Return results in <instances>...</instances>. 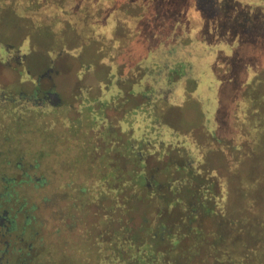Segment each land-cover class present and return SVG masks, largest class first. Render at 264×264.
<instances>
[{"label": "rangeland", "instance_id": "obj_1", "mask_svg": "<svg viewBox=\"0 0 264 264\" xmlns=\"http://www.w3.org/2000/svg\"><path fill=\"white\" fill-rule=\"evenodd\" d=\"M117 1L128 16L142 12L138 3ZM15 3L16 0H0V43L17 48L22 44L24 31L28 32V22L9 11ZM199 6L187 15L176 14L170 21L173 27L165 35L155 31L147 33L142 39L146 55L139 60L138 66L136 58L142 50L141 45L125 44L124 39H104V32L83 41L70 29L60 38L43 35L42 31L32 32L27 38L28 54L21 63L11 58L8 64L0 61V92L15 99V104L21 101V95L26 101L33 97L36 104L55 105L44 112L38 122H42V129L45 124L51 129V137L59 136L52 138L53 142L47 146L41 133L30 126L22 132L21 125L33 117V110L29 111L30 118L23 120L19 106L15 108L16 105L10 102L4 105L3 112L15 116L16 131L13 142L8 143L1 137L0 129V155L7 152L18 159L23 156L20 169L11 166L12 158L9 159L10 171L8 165L5 167L0 162V173L14 181L8 185L10 187H0V211L5 210L15 226L4 240L9 242L8 248L12 250L25 249L29 244L33 247L28 256L31 261L25 260L26 252L22 250L11 262L39 264L41 258L45 264L59 263L56 250L62 249L70 256L74 253L72 247H79L80 241L95 249L98 241H107L121 226L129 224L136 228L145 222L155 233L150 239L153 247L168 251L169 258L176 264H228L229 256L231 262L239 261L237 256L241 246L238 241L247 240L244 228L240 232L242 206L249 199L256 200L257 207L264 211L262 148L244 143L239 150L238 135L222 131L215 139L210 133L215 127L213 116L220 85L231 82L241 88L251 83L258 74L259 64L255 57L245 61L240 57L251 55L250 46L243 47L239 55L238 46L247 35L236 33H244L243 25L227 28V24L218 19L219 12L209 0H201ZM42 19L37 16V20ZM59 25L55 23L54 28L58 29ZM256 36V31L250 32V37ZM239 71H244V75L239 74L238 79ZM96 98L109 103L106 108L102 107L105 131L102 132L103 124L84 128L85 136L67 141L66 122H73L80 115L88 119L90 114L86 109L82 110L83 106L92 105L91 110L97 113L99 104L88 102V99ZM149 100L155 103V114L161 123L189 136L195 146L202 148L204 163L199 167L193 164L194 169L186 168L189 157L184 147L147 145L143 141L137 142L139 136L133 128L126 133L119 130L132 118L139 119L130 113ZM151 119L153 116L149 115L148 124ZM111 127L115 136L111 135ZM148 132L153 134L150 128ZM165 135L171 139L167 133ZM76 143L92 149L91 160L97 162L96 166L101 159L106 172L117 168L128 180L136 172L135 161L110 149L117 147L118 152L124 153L133 146L129 143L135 144L136 152L147 154L144 170L150 184L143 192L125 189L113 200H98L72 209V203L78 202L74 195L80 186L90 187L103 182L98 179L100 173L97 178H93L91 172L86 173L90 165L72 162ZM39 151L49 153L36 162L35 155ZM240 158L243 162L239 165ZM197 168L199 172L194 174L193 170ZM255 176L262 182L250 185L247 181ZM220 179L228 181L227 202L222 207L218 206L220 199L217 198ZM176 184L178 189L173 191ZM206 185L213 197L208 195L205 203L194 195ZM112 186L121 187V184ZM202 203L211 208L207 215L202 213ZM159 226L168 229L178 241L173 244L165 237L158 238ZM215 238L220 241L215 242ZM227 250L228 254L225 253ZM10 255L12 253L6 257L10 258Z\"/></svg>", "mask_w": 264, "mask_h": 264}, {"label": "trees", "instance_id": "obj_2", "mask_svg": "<svg viewBox=\"0 0 264 264\" xmlns=\"http://www.w3.org/2000/svg\"><path fill=\"white\" fill-rule=\"evenodd\" d=\"M200 1L201 0H131L133 4H140L139 7L142 9V12L136 16H128L122 10L117 0H16V6L12 7L9 11H11L16 18L18 17L28 22V32L26 30L24 31L25 34L22 44L17 48L9 44L0 43V61L3 62V64H8L11 58L15 60V62L16 59H18V63H21V60L28 54L29 48L27 38L32 32L42 31L43 35H56L60 38L63 32L70 29L76 31L77 35L83 41L95 36V33L100 34V32H104V39H124L123 43L125 44L133 42L135 45H141L142 50L136 58L137 64L139 60L146 55V50L142 43V39L145 38V35L151 31L162 32L163 35H165L170 28L173 27L170 21L176 14H181L180 16L189 14L194 9H197ZM209 2H211L219 12L218 19L220 22L226 23L227 28H235L238 24L243 25L244 33H236L239 36L247 35L238 46L239 55L244 49L243 47L250 46L252 49L251 55L240 57L242 60L244 59L243 61L255 57L257 64H259L258 74L251 83H246L241 88L235 87L231 82H223L220 85L218 90V103L213 116L215 127L210 134H212L214 138L215 135L222 131L231 133L233 136L238 135L240 138L237 141V143H240L238 146L239 150L244 143H252L261 147V158L264 164V0H209ZM3 3L7 4L5 2ZM37 16H42L44 19L37 20ZM228 22H231V24ZM55 23H60L58 29L54 28ZM260 28H262V32ZM119 30L121 32H119ZM253 31H256V37H250V32ZM163 38L166 37L163 36ZM109 67L111 68V66ZM114 72L116 74L117 69L116 71L114 70ZM239 74L244 75V71H239L237 76L238 79ZM110 77L111 75L108 76L107 79L108 84L111 82ZM82 93L81 91L80 96H82ZM23 99V96L20 95L21 101L18 99L20 102L15 104V99L8 98L0 92L1 137L3 139L5 138L4 140L8 141V143H11L15 135V116L11 113L3 112L4 105L10 102L16 105L15 108L19 106L18 109L21 111L22 115L20 116L23 120L30 118L31 112L34 114L31 119L25 122V125L24 123L21 125V131H27V127L30 126L32 130L41 133L44 138L43 142H47L46 145L48 146V143L53 142L51 140L52 138H58L59 136L53 135L51 137V129H49L45 122V126L42 129L40 125L42 122L40 123L38 121L40 117L43 116L42 114H44V112L49 109L52 110L55 105L46 104L44 102L36 104L33 97L32 99L29 97L27 101ZM88 102H96V104H99L98 112L93 113V110H91L92 105L87 108L83 106L82 110L86 109L90 117L88 119H83L80 115L77 119L73 120V122L72 120L66 122L65 134L69 135L66 137L67 141H71L70 138L79 135L85 136L86 131L83 130L84 128L92 129L103 124L104 129L102 132L105 131V118L102 114V107L104 106L106 108L109 103L106 100H98L97 98L88 99ZM153 106H155V103H152L150 100L140 104V106L130 113V116L139 117V119L132 118L131 121L129 120L128 123L121 126L119 130H121L122 133H126L128 129L133 128V132L137 133L139 136L137 142L143 141V143L147 145L155 146L164 144L166 146L170 144L173 147H184L189 157L186 168H193V164L199 167L200 164L204 163L202 159V148L195 146L194 143L191 142L189 136L180 134L176 130L161 123L160 118L155 114L156 107ZM30 110L33 111L29 112ZM150 111H152V113H150ZM149 115L153 116V119L150 121L151 124H148L146 120ZM36 121L38 123L34 124ZM62 121L60 122L62 123ZM149 128L153 134L148 132ZM111 129V135L115 136L116 132L113 131V127H111ZM46 131L47 133L49 132L48 135L43 134V132L45 133ZM165 133H167L171 139L167 138ZM177 141L179 143H177ZM129 144L133 146L124 153L118 152L116 149L117 147L110 149V151L117 152L135 161L136 172L130 180L126 179L117 168H110L109 171L106 172V165L101 159L98 163L99 166H96L97 162L92 163V149L82 147L80 144L77 145V143L75 146L73 145L77 150L72 157V162L75 164L83 162L82 165H90L86 169V173L91 172L93 178H97V174L100 173L98 179L103 180V182L102 184H91L90 187L84 185L80 186L79 189H77V193L74 195L75 200L77 201L78 199L79 203H72L70 206L72 209H76L79 205L83 206L98 200H113L116 198L117 194L125 189H136L142 192L146 189L147 185L150 184L147 181L144 170L147 154H145L146 152H136L134 149L135 144ZM68 147L70 148L71 144H69ZM6 149H8V147ZM48 153L39 151L38 155H35V161L37 162L39 159L47 156ZM0 158L2 163H6L12 158L15 166L22 167V155H20L18 159L14 156H10V154L8 155L6 152L2 153ZM241 162H243L241 158L238 159L239 165ZM30 166L31 168L34 167L33 165ZM193 171L194 174H197L199 168ZM31 180L38 185L42 184L41 181H37V179ZM247 182L250 185L256 186L262 181L255 176L254 179H249ZM114 183L117 185L121 184V187L118 186L114 188L112 186ZM227 183V180L225 182V180L222 179L218 182L220 189V193L217 195V198L220 199L218 201L220 202L218 205L219 207H222L225 202H227V199H225V197H227ZM130 184H132L133 187H131ZM176 186L177 184L173 188V191L178 189ZM211 194L210 188L206 185L203 186L200 191L197 190L194 197L206 203L207 200L205 199ZM210 197L212 198L213 195ZM249 200L250 201H245L242 206L244 212L241 213L239 221V225L241 226L240 232H243L244 228L247 240L246 242L238 241V245L241 246V248L238 250L237 257L239 261L236 264H264V211L257 207L258 203L256 200ZM205 203H202L200 207L202 213L207 215V213L211 211V208ZM189 222L192 221L189 220ZM145 228L146 230H144ZM157 231L156 235L160 239L165 237L173 244L178 241V238L173 237L164 226H159ZM153 236L155 237V233H153L152 228L149 227L146 222L141 225L139 224L136 228H133V226L129 224H125L121 226V229L112 232L107 241H103L102 243L98 241V247L95 249H92L93 246L91 245L86 246L85 244L87 242L80 241L77 243L79 247H72V252L74 253L70 254V256H66L65 253L62 252V247H60L61 251H55L57 256H59L60 262L51 263L50 261L49 264H176L169 258L170 253L168 251L156 250L153 247L150 241ZM218 237H220V235ZM173 240L174 242H172ZM214 241L219 242L220 239L216 241L215 238ZM225 253L228 254L229 250ZM228 259H226V263L235 264V262L230 261V256ZM39 260V264H45L43 259L40 258ZM248 260L251 261V263H248ZM215 261L219 262L218 258H216Z\"/></svg>", "mask_w": 264, "mask_h": 264}, {"label": "flooded vegetation", "instance_id": "obj_3", "mask_svg": "<svg viewBox=\"0 0 264 264\" xmlns=\"http://www.w3.org/2000/svg\"><path fill=\"white\" fill-rule=\"evenodd\" d=\"M4 164H5V167L8 165L7 168H8V171H10L11 161L8 160ZM11 166L15 167V169L22 168L20 166H15L13 163ZM6 177H7V175H5V173L4 174L0 173V187H2V188L10 187L8 185H10L14 182L13 178L12 179H6ZM25 228H27V227H25ZM14 229H15L14 221H12L11 219H9L7 217L5 210L1 209V211H0V247H4V249L0 250V264H14L13 262H11V261H14L13 256H15V255L18 256L19 252H22V250H25V252H26L25 260L27 258L31 261V259L28 258V256H29L30 251L33 249L32 245L29 244L28 247H26L25 249H22L21 247L15 248V250L8 248V247H10L9 242L7 240H4V238H5L6 234H10L12 231H14ZM8 253H12V255H10L11 256L10 258L6 257V255L8 256ZM15 262H16V259H15ZM15 264H26V263H25V261H20V263H15Z\"/></svg>", "mask_w": 264, "mask_h": 264}]
</instances>
